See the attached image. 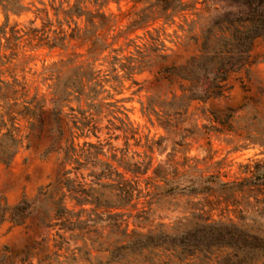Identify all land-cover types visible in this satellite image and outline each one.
Wrapping results in <instances>:
<instances>
[{
  "label": "clouds",
  "instance_id": "9594fccd",
  "mask_svg": "<svg viewBox=\"0 0 264 264\" xmlns=\"http://www.w3.org/2000/svg\"><path fill=\"white\" fill-rule=\"evenodd\" d=\"M0 264H264V3L0 0Z\"/></svg>",
  "mask_w": 264,
  "mask_h": 264
},
{
  "label": "trees",
  "instance_id": "16d2710c",
  "mask_svg": "<svg viewBox=\"0 0 264 264\" xmlns=\"http://www.w3.org/2000/svg\"><path fill=\"white\" fill-rule=\"evenodd\" d=\"M259 3H264V0H259Z\"/></svg>",
  "mask_w": 264,
  "mask_h": 264
}]
</instances>
